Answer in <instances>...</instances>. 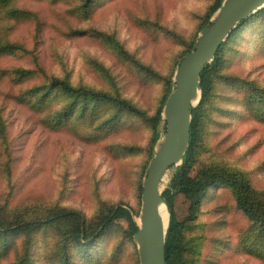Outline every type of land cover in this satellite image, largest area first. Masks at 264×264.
<instances>
[{
	"label": "rangeland",
	"instance_id": "374dc122",
	"mask_svg": "<svg viewBox=\"0 0 264 264\" xmlns=\"http://www.w3.org/2000/svg\"><path fill=\"white\" fill-rule=\"evenodd\" d=\"M215 2L94 0L84 7V0H15L28 14L10 20L0 12L3 41L19 47L0 58V69L9 71L0 72V203L27 218L61 207L94 222L117 204L140 213L154 137L148 119L162 108L166 79L197 42ZM223 59L202 117L195 173L202 167L238 170L264 195V120L245 100L249 83L264 88V13L231 39ZM19 69L35 72L23 76ZM44 73L121 96L141 113L73 103L60 91L38 108L27 92L45 86ZM159 129L162 137L165 120ZM179 166L169 170L163 191ZM175 211L187 220L190 264H264L241 245L251 235L250 220L229 188L211 189L194 218L188 199L177 194ZM69 227L61 222L33 233L31 264H141L126 236L127 220L67 251L61 237ZM14 240L0 264H19L25 254L23 238Z\"/></svg>",
	"mask_w": 264,
	"mask_h": 264
},
{
	"label": "trees",
	"instance_id": "16d2710c",
	"mask_svg": "<svg viewBox=\"0 0 264 264\" xmlns=\"http://www.w3.org/2000/svg\"><path fill=\"white\" fill-rule=\"evenodd\" d=\"M93 1L84 0V7H88ZM223 2L224 0H216L211 6L201 29L211 23L212 16L222 6ZM0 12L10 20H18L20 16L28 14L23 9L16 7L15 0H0ZM262 13H264V8L256 12L252 17L242 20L223 43L215 60L202 71L203 95L200 103L192 108L193 119L191 123L190 146L183 163L177 168L169 187L163 192V197L167 200L171 210L166 240V264H190L188 259V242L185 236L187 220L180 221L177 217L175 211L176 195L183 194L188 199L190 203L189 217L192 216L190 218H194L206 195L217 185L229 188L235 196L238 208L249 217L251 235L249 238L243 239L241 245L245 249L253 248V252L264 258V195L262 192L256 190L250 179L238 170L224 167H202L195 173V162L199 154L198 147L202 117L213 94L214 79L217 76L215 74L220 70L224 61V50L231 39L235 38L247 23ZM2 37L0 34V58L18 53L19 47L10 41H3ZM195 46L196 42L193 40L182 57L194 50ZM16 71L18 75L23 76L35 72L33 69H19ZM0 72L7 73L9 71L0 69ZM44 76L47 79L45 86L31 88L27 92L28 96L36 98L35 106L38 108L45 106L46 98L50 97L53 92L60 91L72 97L73 103L83 101L89 106L93 104L91 102H95L116 107L120 114L125 111L132 114L141 113L133 103L121 96H113L95 89L76 87L66 79L49 76L46 73H44ZM173 76L174 74L172 73L166 79L162 108L159 109L154 117L148 119L154 131L149 160L154 156L157 143L161 138L159 126L164 121L162 115L164 104L175 85ZM245 100L247 107L252 109L253 114L258 116L259 119L264 120V88L249 83ZM149 160L148 163L150 162ZM141 192L142 187L140 185ZM138 215L139 213L134 209L126 207L124 204H117L102 210L94 222H88L78 210L61 207L53 209L47 215L27 218L16 214L0 203V255L7 254L10 251L15 244L14 238L22 237L25 254L21 256L19 264H31V260H29L32 252L31 235L41 228L49 225L55 226L61 222H69L70 227L64 232V237H61L64 241V247L68 251L70 246L96 241L107 232H110L116 222L124 219L127 220L129 225L126 230V236L129 238V242L133 246L135 255L139 260L137 247L134 242V235L138 231L136 221Z\"/></svg>",
	"mask_w": 264,
	"mask_h": 264
},
{
	"label": "water",
	"instance_id": "95a60500",
	"mask_svg": "<svg viewBox=\"0 0 264 264\" xmlns=\"http://www.w3.org/2000/svg\"><path fill=\"white\" fill-rule=\"evenodd\" d=\"M262 8L264 0H224L211 23L201 29L194 50L180 61L174 75V88L163 110L166 131L157 143L143 180L142 207L136 217L138 231L134 235L141 264H166L169 225L165 228L160 210L163 205L170 214L171 210L163 197L162 185L169 170L181 165L188 152L192 108L200 103L203 95L202 71L215 60L235 27Z\"/></svg>",
	"mask_w": 264,
	"mask_h": 264
},
{
	"label": "bare ground",
	"instance_id": "6f19581e",
	"mask_svg": "<svg viewBox=\"0 0 264 264\" xmlns=\"http://www.w3.org/2000/svg\"><path fill=\"white\" fill-rule=\"evenodd\" d=\"M166 181H167V179H165L163 181V185ZM163 185H162V187H163ZM160 213H161V216L163 217L165 228H167V226L169 225V222H170V218H171V214H170V211L168 210V207L166 205H163L161 207Z\"/></svg>",
	"mask_w": 264,
	"mask_h": 264
}]
</instances>
